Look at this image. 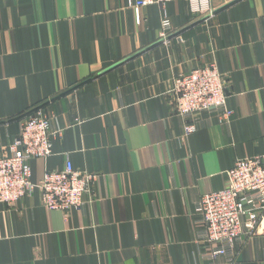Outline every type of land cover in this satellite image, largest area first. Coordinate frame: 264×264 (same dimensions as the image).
<instances>
[{"label": "crops", "instance_id": "obj_1", "mask_svg": "<svg viewBox=\"0 0 264 264\" xmlns=\"http://www.w3.org/2000/svg\"><path fill=\"white\" fill-rule=\"evenodd\" d=\"M210 8L173 0L138 23L128 0H0V157L39 111L60 133L32 183L66 162L95 175L76 211L43 208L37 190L0 205V264H264V217L210 260L196 213L236 160L264 154V0ZM210 64L232 116L192 117L183 136L173 80Z\"/></svg>", "mask_w": 264, "mask_h": 264}, {"label": "built area", "instance_id": "obj_2", "mask_svg": "<svg viewBox=\"0 0 264 264\" xmlns=\"http://www.w3.org/2000/svg\"><path fill=\"white\" fill-rule=\"evenodd\" d=\"M171 1L128 0V6L139 23L142 9L151 5L163 8ZM187 3L192 14H212L210 0H187ZM160 26L165 40L172 27L168 16L164 15ZM170 92L176 115L188 119L183 136L196 131L192 117L217 113V119L227 123L232 116L226 104L223 77L215 64L177 77ZM18 126L19 133L11 141L9 156L0 157V205L12 207L37 190L41 205L49 211L81 209L95 175L74 171L71 163L66 162L59 171L45 172L39 182L32 183L30 162L51 156V139L60 131H54L51 122L39 111L20 120ZM224 184L219 192L204 194L196 205V213L206 232L210 260L222 258L241 236H252L264 217V154L236 160L227 171Z\"/></svg>", "mask_w": 264, "mask_h": 264}]
</instances>
